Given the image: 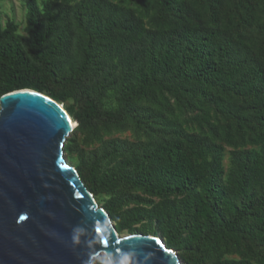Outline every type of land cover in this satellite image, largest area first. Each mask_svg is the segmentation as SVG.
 I'll return each instance as SVG.
<instances>
[{"label": "trees", "instance_id": "1", "mask_svg": "<svg viewBox=\"0 0 264 264\" xmlns=\"http://www.w3.org/2000/svg\"><path fill=\"white\" fill-rule=\"evenodd\" d=\"M138 3L146 24L108 0L41 9L25 0V37L0 26V97L31 90L73 102L64 111L93 145L76 174L118 233L159 237L184 264H264V0ZM107 91L112 112L98 105ZM156 95L213 111L217 125L201 138L159 130L157 113L140 105ZM128 127L167 137L100 134ZM223 147L232 149L228 183Z\"/></svg>", "mask_w": 264, "mask_h": 264}, {"label": "water", "instance_id": "2", "mask_svg": "<svg viewBox=\"0 0 264 264\" xmlns=\"http://www.w3.org/2000/svg\"><path fill=\"white\" fill-rule=\"evenodd\" d=\"M67 113L31 90L0 97V264H180L150 236L119 237L63 159Z\"/></svg>", "mask_w": 264, "mask_h": 264}, {"label": "rangeland", "instance_id": "3", "mask_svg": "<svg viewBox=\"0 0 264 264\" xmlns=\"http://www.w3.org/2000/svg\"><path fill=\"white\" fill-rule=\"evenodd\" d=\"M25 0H0V26L4 27L7 22H12L17 26V34L25 37ZM79 0H36L37 6L39 9L46 3H54L59 4L61 6L67 7L72 6L75 2ZM110 3L114 5H118L120 7L129 9L135 13L136 16L142 18L144 24L147 23V18L143 17L142 11L140 10L138 0H108ZM71 53V49L69 48ZM94 81L91 80L87 84L91 85ZM73 102L68 100L67 102L60 104L65 110L66 107L71 105ZM98 105L101 110L112 112L117 109V103L115 101L114 95L112 91H107L98 101ZM141 106H146L152 111H155L158 115V119L156 121L158 129H164L168 125H173L174 127L179 128L186 135L191 137H208L207 136V127L208 125L216 126V116L213 111H205V110H192V111H184L179 110L175 104L167 98L165 95H156L154 102H141ZM99 129V128H98ZM103 136V139L109 138H118V139H126L129 141H154L159 139H165L167 137V133L157 132L156 135L146 136L144 133H133L130 128H125L124 131L118 132L115 130H110L108 133H100ZM87 140V136L80 134L78 132L72 131L69 137L66 139L64 148H63V159L65 164L74 169L78 163V159L80 157V152H88L93 147ZM246 150L251 151L252 153H256L257 149L252 148L250 146H245ZM232 149L223 147L220 157V167L223 173V181L224 183H228L229 174L231 170L230 165V153ZM209 161L206 158L203 162H201V166H205ZM76 172V171H75ZM96 203V202H95ZM99 208H101V202L96 203ZM102 209V208H101ZM103 210V209H102ZM104 211V210H103ZM112 224V223H111ZM117 235L119 237L132 236L127 234L126 232L118 233L116 226L112 224ZM139 236V235H137ZM142 236V235H140ZM152 237V236H150ZM158 239L164 245V242L159 237H153ZM174 252V251H173ZM177 256L178 253L174 252ZM179 258V256H178ZM226 259L238 260L240 257L237 254H232L230 256H226ZM180 264H184L182 260H180ZM93 264H107V259L104 255H99L96 259H94Z\"/></svg>", "mask_w": 264, "mask_h": 264}, {"label": "bare ground", "instance_id": "4", "mask_svg": "<svg viewBox=\"0 0 264 264\" xmlns=\"http://www.w3.org/2000/svg\"><path fill=\"white\" fill-rule=\"evenodd\" d=\"M68 123H69V128L71 129V131H73L76 128V123L74 121H72L69 116H68Z\"/></svg>", "mask_w": 264, "mask_h": 264}]
</instances>
